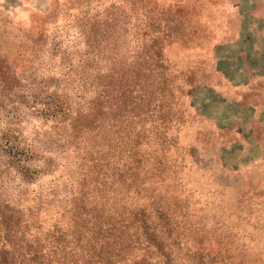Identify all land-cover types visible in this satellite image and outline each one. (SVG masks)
Here are the masks:
<instances>
[{
	"label": "rangeland",
	"instance_id": "obj_1",
	"mask_svg": "<svg viewBox=\"0 0 264 264\" xmlns=\"http://www.w3.org/2000/svg\"><path fill=\"white\" fill-rule=\"evenodd\" d=\"M132 1L133 10L131 0H0V25L7 22L17 35L33 27L35 35H47L41 75L48 87L65 75L75 87V69L87 58V30L96 49L105 50L103 63L94 54L92 63L100 69L110 68L116 57L132 56L134 41H143L140 51H146L143 34L169 25L176 37L155 72L168 76L172 91L165 94L171 96L159 95L156 113L138 125L140 155L157 150L152 157L164 154L169 163L154 176L155 167L144 172L141 180L167 190L189 223L219 241L211 246L214 255L231 253L237 264H264V0ZM51 9L55 24L43 26ZM28 106H35L33 99L18 105L13 125L5 118L9 110L0 109V123L31 144V168L43 171L35 184L11 171L18 176L12 187L18 183L29 193L58 196L75 186L68 126L57 127ZM49 159L53 168L44 165Z\"/></svg>",
	"mask_w": 264,
	"mask_h": 264
},
{
	"label": "trees",
	"instance_id": "obj_2",
	"mask_svg": "<svg viewBox=\"0 0 264 264\" xmlns=\"http://www.w3.org/2000/svg\"><path fill=\"white\" fill-rule=\"evenodd\" d=\"M135 5L131 0L129 9ZM52 14V9L44 14L43 26L55 24ZM34 30L17 35L7 22L0 25V109L9 110L5 118L13 125L18 105L30 98L35 106L28 107L39 117L57 127L67 124L75 186L58 196L29 193L18 183L13 188L18 176L35 184L43 170L31 168V144L0 123V264H237L231 253L214 255L211 246L219 241L189 223L167 190L141 180L144 172L155 167L154 176L169 163L164 154L153 158L157 150L150 147L148 156L140 155L138 125L156 113L159 95L171 96L165 94L172 91L170 79L155 70L166 62L163 52L175 40L173 29L151 27L143 34L146 51H140L143 41H134L132 56L116 57L110 68L100 69L92 63L94 54L103 63L105 50L96 49L87 30V58L75 69V87L66 75L48 87L41 75L48 37ZM44 165L55 166L52 159Z\"/></svg>",
	"mask_w": 264,
	"mask_h": 264
}]
</instances>
